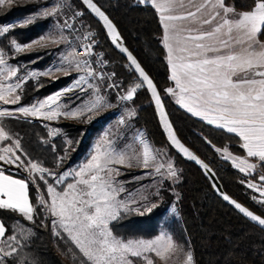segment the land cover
<instances>
[{"label": "snow or ice", "instance_id": "snow-or-ice-1", "mask_svg": "<svg viewBox=\"0 0 264 264\" xmlns=\"http://www.w3.org/2000/svg\"><path fill=\"white\" fill-rule=\"evenodd\" d=\"M191 2V0H189ZM14 0H0V8L10 6ZM99 18L103 21L113 43L122 53H127V60L139 74L141 83L130 87L126 94L120 97L122 101H130L134 94L143 84L151 91L152 98L156 103L160 119L168 133V140L181 153L201 163L188 148H186L167 122V116L163 111L160 96L156 91L153 81L141 68L140 64L122 46L119 34L115 26L93 0H83ZM184 7L183 0H153V6L161 13V22L164 26V46L168 50V64L174 81V87L165 89L172 95L176 103L185 108L193 116H198L215 124L217 127L226 129L229 133H235L242 141L241 147L246 150L247 157L258 159L261 167H264V43L257 37L264 34V0H253L250 10L236 13L234 7L226 6L224 0H204V3L196 7V11H188L184 15L168 14L173 12L176 6ZM63 5L57 3L51 10H44V17L54 16ZM205 7H210L212 14L210 19H202L197 16ZM221 10L223 15L221 16ZM77 16L80 13H76ZM219 17V22L211 26L210 30H203L204 25H213V21ZM34 17H28L21 22V26L33 22ZM190 20L198 23L200 28L178 27L177 21ZM14 24L0 27V36L9 33ZM61 27H71L67 21ZM186 32L187 35H181ZM89 36L91 33L88 34ZM50 40L53 44L64 42L66 37L58 38L51 36L40 37L39 40L30 44L21 45L15 40L11 41V47L20 53L32 48V44H42L44 40ZM211 43H208V42ZM85 57L91 55V45H82ZM211 53L212 55H209ZM5 53L0 50V103L4 105L18 104L21 96L17 89H21L22 83L28 77L50 75L52 69L44 72H29L27 76H18V70L10 66L5 59ZM62 62L67 63L76 72H82L74 80V83L47 99L33 104L30 107H19L16 111L23 116H43L52 120L58 116L66 118H78L86 112H92L105 106L106 101L99 95V88L94 83H89L88 78L95 79L98 75L91 67L87 59L76 55V49L72 48L67 55L62 56ZM99 62V61H97ZM57 71L67 70L58 68ZM17 78V83H4ZM87 84L88 89L93 91V101L78 109L61 111L64 107L58 101L66 92L79 89L84 92L82 85ZM112 87V85H109ZM55 105V107H53ZM47 108V111H41ZM13 113L7 110L0 111V118L10 117ZM123 123V120L120 121ZM54 134V133H50ZM142 145L140 152H129L115 148L99 146L100 150L91 159L73 172L65 171L57 175L41 162L31 159H22L15 150L21 148L19 139L13 140L4 126H0V141H11V147L0 148V162L16 165L22 168L31 178L30 180L14 178L0 170V212L7 211L13 217L22 218L25 221H33L37 213L30 197V184L37 188L36 204L51 217L52 235L54 237L66 234L68 240L78 249L81 254V264H135L132 258L142 260L144 264H155V259L167 264V261L177 251H183L171 235L161 233L154 239H128L124 240L113 235L109 228V222L116 220L121 213L140 211L134 197L128 200H118L117 196L124 191L122 185L115 180L121 175L120 171L111 165L132 167L135 160L143 168L153 166L156 160L154 151L148 141L140 134L137 136ZM106 143H109L106 141ZM217 152L221 149L217 148ZM224 159H231L233 166L240 172H249L257 168V164L249 163L248 160L233 157L227 147L223 149ZM207 168V165H202ZM163 163L155 165V172L161 173ZM168 178L176 176V170L171 162L166 166ZM209 171H211L209 169ZM55 177V184L49 183L48 177ZM72 176L74 182L66 183L61 190L56 185H64L65 178ZM264 181V175L259 177ZM43 182L46 187V197L40 195ZM249 188H257V185L249 182ZM264 196V191H261ZM226 201L229 197H223ZM146 200L147 197H144ZM240 213L249 217L252 221L264 226V218L254 215L241 204L230 201ZM156 205L148 207L144 205V211L151 212ZM19 228V233L25 239L34 235L31 229H24L22 225H14ZM8 228L0 222V264H12L6 258L14 257L17 253V245L20 244L17 234H7ZM19 264V262H17ZM183 264H193V255L189 251L185 253Z\"/></svg>", "mask_w": 264, "mask_h": 264}, {"label": "trees", "instance_id": "trees-1", "mask_svg": "<svg viewBox=\"0 0 264 264\" xmlns=\"http://www.w3.org/2000/svg\"><path fill=\"white\" fill-rule=\"evenodd\" d=\"M117 27L125 45L154 81L162 98L169 119L178 137L215 171L223 189L256 213L264 216V208L254 199L255 192L247 181L257 180L264 174V167L257 162V168L246 174L233 166L230 159H224L222 150L242 156L244 150L240 138L208 124L179 106L165 89L171 81L160 41L161 25L156 8L135 0H94ZM236 9H248L253 0H224ZM49 4V0H27L0 8V25L14 24L15 27L0 36V50L7 61L23 69H40L48 61L44 49L25 50L17 53L11 47L15 40L23 45L43 33L50 25L49 17H36L33 22L21 26L24 16ZM72 9L81 10L86 23L96 30L98 45L109 60V68L121 81L122 90L140 83L126 64L124 57L112 48L100 24L85 10L79 0H69ZM264 35V34H262ZM63 77L55 80L28 78L19 91L20 104L50 94L63 84ZM113 95V94H112ZM112 98V97H111ZM134 114L128 119L129 127L141 128L154 147L163 148L173 157L176 176L173 181L165 180L162 196L151 212L133 211L121 213L109 222L113 235L128 240L151 238L164 228L183 251L191 252L193 264H264V230L248 222L213 192L208 180L190 161L181 158L167 143L156 120L153 106L146 89L142 86L129 101ZM18 103V104H19ZM90 122L87 125L60 121L47 123L40 118L3 117L4 126L14 139H19L20 152L27 158L41 162L42 166L54 169L66 167L78 161L85 153L94 133L104 123ZM47 124L58 128L49 134ZM221 149L217 152L216 149ZM0 170L26 179L23 172L10 165L0 163ZM30 197L35 206V194L30 184ZM173 204L175 213H167V205ZM31 229L34 235L27 239L19 233ZM0 222L6 224L7 234H17L20 244L14 257L6 258L12 264H81V254L68 240L66 234L54 237L50 220L41 216L39 210L33 221L13 217L7 211L0 212ZM152 255V254H151ZM135 264L142 260L132 258Z\"/></svg>", "mask_w": 264, "mask_h": 264}, {"label": "rangeland", "instance_id": "rangeland-1", "mask_svg": "<svg viewBox=\"0 0 264 264\" xmlns=\"http://www.w3.org/2000/svg\"><path fill=\"white\" fill-rule=\"evenodd\" d=\"M24 1H27V0H14L13 4L21 3ZM135 1L140 2V3H148L153 6V0H135ZM57 3H61L63 6L60 8V10L58 11L56 15L49 16L51 20L49 27L43 33H41L40 35H38L37 37L33 38L31 41L25 44H30L33 41H37L39 40L40 37L51 36L54 38H58L60 35H63L65 37L61 26L63 23V18H64L65 13H67L69 10L72 9L69 5V0H49V4L47 6L42 7L24 16L22 21H24L28 17H34V18L44 17L43 15H41V13L46 9L51 10V8L56 6ZM183 3H184V7L181 8L177 5L174 8L173 12L165 13V15H168V14L184 15L188 11L194 12L196 11V7L204 3V0H191V2H189V0H183ZM225 5L229 7H233L228 3H225ZM251 7L248 9H236V8L234 9L236 13H239L243 11H248L251 9ZM157 14L159 16V23L161 25L162 33L164 36V26L161 22V13L157 11ZM210 14H212L211 8L205 7L204 9L201 10V12L197 14V16L202 19H210L211 18ZM222 15H223V12L221 10V16ZM218 22H219V17H217L216 20L213 21V25H204L203 30H210L211 26H214ZM176 23L178 27L200 28V25L198 23H192L190 20L177 21ZM3 26H7V25H0V27H3ZM181 35H187V33L184 32V33H181ZM257 39L261 43H264V35L262 34L258 35ZM208 43H211V42L209 41ZM34 49H44L45 50V54H48L47 63L40 69L34 68V69H23V71H18V76L25 77L27 76L29 72H44L49 69H52V72L50 75L38 76L36 78H32V77H28V78H31L32 80H35L37 78H45V80L52 81V80L58 79L59 77H63L64 78L62 80L63 84L61 85V87L51 92L50 94L42 96L38 99H34L30 103H27V104L19 103V104H14V105L13 104L4 105L0 103V111L7 110L13 113L12 116L25 117L22 114L18 113L16 109L19 107H30L33 104H38V102L47 99L49 96H53L56 93L62 92L64 89L69 88L74 83V80L78 78L79 75H84V73L82 72L78 73L74 71L72 68H70L67 63L62 62V56L67 55V53L70 52V50L66 47L65 42L53 44L50 42V40L46 39L42 42V44H32V48L26 49V50H34ZM166 51H167L166 57H167V62H168V50L166 49ZM209 55H212V54L209 53ZM9 65L17 68V66L15 65H12V64H9ZM58 68L66 69L67 75L65 74V71H57L56 69ZM88 81L89 83H94L98 86L99 95L103 96L106 101L105 106L100 107L97 110L92 111V112H86L84 115L78 118H71V117L66 118L65 116L61 115L52 120H48V119H45L43 116H27L29 118H35V117L40 118L47 123H53V122L58 123L60 121H66L69 123L82 124L83 126L87 125L90 122L100 121L102 117H105L104 123L102 124V126H100L97 130L94 131L89 141V144L85 151V153L87 154L85 160L81 161V159L84 156L83 155L80 157L78 161H75L71 163L70 165H67L66 167L58 166L54 169H49V170L51 172L56 173L57 175L62 174L65 171L73 172L74 170H78L80 167L86 164L91 159V157L94 154H96L98 150H100L99 146L101 145H103L104 147L115 148L117 150H127L129 152L138 153L142 150V145L139 144V141L137 140V136L142 134L143 138L148 141L149 145L154 151V155L156 156V160L153 162V166L149 168H143L140 165H138L135 160H133L131 162L133 165L132 167H124L121 165H111V167H115L120 171L121 175L116 176L115 180L118 181L119 184L122 185L124 188V191L121 192L117 196V199L118 200H128L130 197H134L137 201V204L132 205V207H139L140 211L144 212V208H143L144 205L151 207L152 205H155L159 202L162 196V190L164 188L165 180L167 179L170 181L174 180L175 177L168 178L167 171H166V166L168 162H171L174 169L176 170L173 157L170 154H168L163 148L154 147L152 143L150 142L149 138L145 135L144 131L141 128H136L134 130L129 127L128 119L132 117L134 114V109L129 101H122L118 98H115L110 91L105 89L102 81L98 80L97 78L93 79L89 77ZM4 83H7V82H4ZM8 83L9 84L17 83V78L13 77L12 79L9 80ZM82 87L85 89L84 92H81L79 89H76L75 91H72V92H66L64 93V95L60 97L58 103L64 106L61 109V111H67L69 109L75 110L78 108H82L85 105H88L93 101L94 99L93 91L91 89H88L87 84L82 85ZM128 89H126L124 92L126 93ZM19 91L20 89H17L16 94H19ZM53 107H55V105H53ZM47 110L48 109L45 108V109H42L41 111H47ZM121 120H123V123L120 122ZM47 125L49 128L48 129L49 134L57 132L58 128L54 127L52 124H47ZM50 135H53V134H50ZM12 139L16 140L13 137ZM106 141L110 142V144L106 143ZM241 143L242 141H240V145ZM11 146H13L11 141H0V148L11 147ZM15 151L17 155H21L22 159H25V160L27 159L20 152L19 149ZM223 155H224V152H223ZM231 155L233 157H240V158L246 159L248 160L249 163L257 164V162H259L258 159L247 157L246 150H244V154L242 156L233 154V153H231ZM231 162L233 163L232 160ZM0 163L9 165L4 162H0ZM158 163H163L165 165V168L161 169V173L159 174L155 172V165ZM10 166L12 168H17L16 165L14 164ZM17 169L23 172L27 180L31 179L28 173L24 171L22 168H17ZM252 171L253 170L249 172H244V173L249 174ZM261 175H264V174H259L257 176V180L247 181V185L249 182L257 185V188L255 189L251 188V190H253L256 194V196H254V199L261 205V207L264 208V196L261 195V191H264V181H261L259 179ZM48 181L49 183L55 184V177L49 176ZM69 182H74V179L72 176L65 178L64 185H56L57 189L61 190L63 187L66 186V183H69ZM38 183L41 185L39 194L44 195L46 197V187L43 186L42 181H38ZM31 186L34 190L35 206L37 210H39L41 216L47 217L51 223L52 218L46 216L44 211L40 208V206L36 204V197L38 194L36 186L32 184ZM144 197H147V199L145 200ZM165 211L168 214L175 213L173 204L167 205V207L165 208ZM161 233L169 235V233L164 228H161L159 232L151 238H137V239H154ZM185 253L187 252L177 251L167 261V264H183ZM152 255H153V258L155 259V264H164V262L160 261L158 258H155L154 254Z\"/></svg>", "mask_w": 264, "mask_h": 264}, {"label": "built area", "instance_id": "built-area-1", "mask_svg": "<svg viewBox=\"0 0 264 264\" xmlns=\"http://www.w3.org/2000/svg\"><path fill=\"white\" fill-rule=\"evenodd\" d=\"M80 13L79 16L76 13ZM68 22L71 27H62L66 37L65 45L71 51L76 49V55L82 59H87L96 73L97 78L102 81L106 90L110 91L115 98L120 99L126 93L122 90L121 81L117 79L113 71L109 68V60L103 50L98 45L95 28L89 26L79 9H71L65 13L62 26ZM91 33L89 36L88 34ZM82 45H91V55L85 57ZM99 61V62H97ZM112 85V87H109ZM121 100V99H120Z\"/></svg>", "mask_w": 264, "mask_h": 264}, {"label": "water", "instance_id": "water-1", "mask_svg": "<svg viewBox=\"0 0 264 264\" xmlns=\"http://www.w3.org/2000/svg\"><path fill=\"white\" fill-rule=\"evenodd\" d=\"M79 1H80V3L82 4V6L85 8V10H86V11L92 16V18H93L94 20H96V21L100 24V26L102 27V29H103V31H104V33H105V35H106V37H107V39H108L110 45L112 46V48H113L114 50H116L118 53H120V54L124 57V59L126 60V64L128 65L129 69L133 72V74L135 75V77H136V78L138 79V81L141 83V80H140V78H139V74L135 72L134 67L131 66V65H130V62L127 60V53H122V52L119 50V48L116 47V45H115V44L113 43V41H112L111 36H109V34H108V30L105 28L103 21L100 20V18H99L94 12H92V10L89 9V8L87 7V5H85V4L83 3V0H79ZM93 3H95V4L97 5V7H99V8L101 9V11H103V12L105 13V15L109 18V16L107 15V13H106V12H105V11H104V10H103V9H102V8H101V7H100V6H99L94 0H93ZM109 20H110V21L112 22V24L115 26V24L113 23V21H112L110 18H109ZM115 28H116L117 33L119 34V41L122 43V46L128 49V47L125 45L124 40H123V38L121 37V35H120V33H119V31H118V29H117L116 26H115ZM128 52H130V53L133 55V57L137 60V58L134 56V54H133L129 49H128ZM137 62L139 63L138 60H137ZM139 64H140V63H139ZM140 66H141V68L145 71V69L142 67L141 64H140ZM145 73L149 76V74H148L146 71H145ZM149 78L152 80V78H151L150 76H149ZM152 81H153V80H152ZM153 84L155 85L154 81H153ZM142 86L146 89V92H147V94H148V96H149V98H150L151 104H152V106H153L154 113H155V116H156V120H157V122H158V125H159V127H160V129H161V131H162V133H163V135H164V137H165L167 143L170 145V147H171V148H172V149H173V150H174V151H175V152H176L181 158H183V159H185V160H187V161H190L191 163H193V164H194V165H195V166L201 171V173L203 174V176L208 180V182H209V184H210V186H211V188H212L214 194H215L220 200H222L225 204H227L228 206H230L234 211H236L240 216H242L243 218H245L248 222H250V223L256 225L257 227L261 228L262 230H264V226H261V225H259L257 222L252 221L249 217L244 216V214H243V213H240L239 210L236 209L235 206H234L232 203H230V201H235V202L241 204L242 207H245V208L248 209L249 211L253 212L254 215L260 216L261 218H264V216H262V215L256 213L255 211H253L252 209H250L249 207H247L246 205L242 204V203L239 202L237 199H235V198H233L231 195H229V194L223 189L222 184H221V182L219 181V179H218V177H217L215 171L209 166V164H207V163H206V162H205V161H204L199 155H197V154H196L191 148H189V147H188V146H187V145H186V144H185V143H184V142L178 137V135L176 134L175 129H174V127H173V125H172V123H171V121H170V119H169L168 113H167V111H166V108H165V106H164V103H163V101H162V98H161V96H160V94H159V91H158V89H157V87H156V85H155V87H156V91H157V93H158V95L160 96V99H161V104H162V106H163V111H164V113H165L166 116H167V122L171 125L172 131L175 133L177 139H179L180 142H181L186 148H188L189 151H191V152L193 153V155H195L199 161H201V163L198 164L195 160H191L190 158H188L187 156H185L183 153H181V152H180V151H179L174 145L171 144V142L168 140V133H167V131L165 130L164 125H163L162 122H161L160 114H159V111L157 110L156 103H155V101H154L153 98H152L151 91L148 90L146 84H143ZM202 165H207V168L203 167ZM209 169H210L211 171H209ZM225 195H227V196L229 197V200L226 201V200L223 198Z\"/></svg>", "mask_w": 264, "mask_h": 264}, {"label": "crops", "instance_id": "crops-1", "mask_svg": "<svg viewBox=\"0 0 264 264\" xmlns=\"http://www.w3.org/2000/svg\"><path fill=\"white\" fill-rule=\"evenodd\" d=\"M159 17V16H158ZM160 41H161V44H162V47H163V50H164V57H165V59H166V63H167V67H168V76L170 77V75H171V72H170V68H169V64H168V62H167V51H166V48H165V46H164V41H163V33H162V29H161V34H160ZM5 59L7 60V58H6V56H5ZM7 63H9L8 61H7ZM10 64V63H9ZM94 70V69H93ZM97 78V77H96ZM98 79V78H97ZM99 80V79H98ZM101 81V80H100ZM171 81V83H170V85L168 86V87H174L175 86V84H174V81H172V80H170ZM5 82H9V80L8 81H5ZM167 87V88H168ZM172 96V95H171ZM172 98H173V100L176 102V100H175V98L172 96ZM179 105V104H178ZM180 106V105H179ZM185 109V108H184ZM198 117V116H197ZM200 118V117H199ZM216 126V125H215ZM5 174H7V173H5ZM8 175H10V174H8ZM13 176V175H12ZM14 178H18V179H22V178H20V177H16V176H13Z\"/></svg>", "mask_w": 264, "mask_h": 264}]
</instances>
